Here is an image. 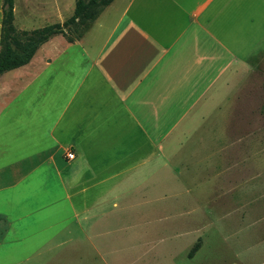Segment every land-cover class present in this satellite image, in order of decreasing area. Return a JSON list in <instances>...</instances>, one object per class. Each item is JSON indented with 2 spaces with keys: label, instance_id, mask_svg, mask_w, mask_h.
Instances as JSON below:
<instances>
[{
  "label": "crops",
  "instance_id": "1",
  "mask_svg": "<svg viewBox=\"0 0 264 264\" xmlns=\"http://www.w3.org/2000/svg\"><path fill=\"white\" fill-rule=\"evenodd\" d=\"M64 4L36 22L61 23ZM258 7L113 0L112 15L103 9L80 39L54 36L4 73L0 230L37 236L41 250L97 249L132 227L183 243L187 256L195 248L190 263L210 250L262 252L264 129L248 82L256 62L227 46Z\"/></svg>",
  "mask_w": 264,
  "mask_h": 264
},
{
  "label": "rangeland",
  "instance_id": "2",
  "mask_svg": "<svg viewBox=\"0 0 264 264\" xmlns=\"http://www.w3.org/2000/svg\"><path fill=\"white\" fill-rule=\"evenodd\" d=\"M13 1L15 7L13 26L20 40L24 39L21 32H30L51 25L36 22V20L41 18L42 10L50 8L55 0ZM61 1L65 3V14L61 22L63 23L73 14L74 0ZM2 8L3 0H0V29ZM104 12L106 13L102 16L112 15L108 13V9H104ZM245 12L246 10H243V21L246 20ZM27 13L29 14L28 21H26ZM250 20V23L242 26V40L235 42L234 45L227 42V46L239 52L241 58L250 57L252 61L256 62L255 72L252 73L248 82L255 83L256 94L259 98L257 105L259 116L255 123L258 128L264 129V115L262 114L264 108V56L257 58V55L264 54V0H259V7L252 10ZM82 31H84L83 28L73 31L71 27L69 30H65L64 36L58 35V37L67 41L68 38H75ZM56 38L53 40L55 41ZM10 74L7 73L6 78ZM1 209L4 207L2 208L0 205ZM111 236L113 237L112 248L91 249L83 244L74 248L73 243H62L53 248L41 250L32 246L39 242L37 236L34 239L17 241L18 238L13 231L3 232L0 230V264H264V250L253 257H246V250H239L237 259L231 256L228 250L220 252L210 250L209 255H199L194 263H190L186 255L187 248L179 246L184 245L183 243H177L178 247L174 248L171 247L169 241L160 243L157 235L137 232V229H132V227L127 231L109 234V237ZM41 253L43 254L41 255ZM38 254L40 255L38 256ZM27 255L29 259L23 261ZM20 260L22 261L19 262Z\"/></svg>",
  "mask_w": 264,
  "mask_h": 264
},
{
  "label": "trees",
  "instance_id": "3",
  "mask_svg": "<svg viewBox=\"0 0 264 264\" xmlns=\"http://www.w3.org/2000/svg\"><path fill=\"white\" fill-rule=\"evenodd\" d=\"M113 0H74L73 14L63 23L51 24L30 32H21L24 38L20 40L16 35L14 18V1L3 0L1 29H0V77L11 70L27 65L36 50L50 38L65 35V30L72 27L73 31L83 28L75 38H68L71 43L80 39L90 28L101 10L107 7ZM264 115V108L262 110ZM195 248L189 252V257Z\"/></svg>",
  "mask_w": 264,
  "mask_h": 264
},
{
  "label": "built area",
  "instance_id": "4",
  "mask_svg": "<svg viewBox=\"0 0 264 264\" xmlns=\"http://www.w3.org/2000/svg\"><path fill=\"white\" fill-rule=\"evenodd\" d=\"M66 158H67L68 160L73 159V154H72V153H67V154H66Z\"/></svg>",
  "mask_w": 264,
  "mask_h": 264
}]
</instances>
